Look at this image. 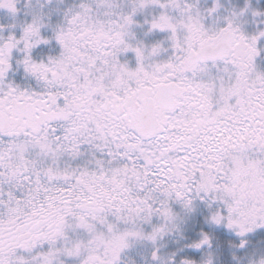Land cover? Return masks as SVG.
Listing matches in <instances>:
<instances>
[{"label":"snow or ice","instance_id":"snow-or-ice-1","mask_svg":"<svg viewBox=\"0 0 264 264\" xmlns=\"http://www.w3.org/2000/svg\"><path fill=\"white\" fill-rule=\"evenodd\" d=\"M0 264H264V0H0Z\"/></svg>","mask_w":264,"mask_h":264}]
</instances>
